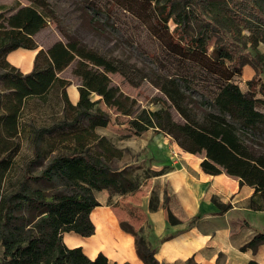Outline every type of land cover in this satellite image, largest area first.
Returning <instances> with one entry per match:
<instances>
[{
    "label": "trees",
    "instance_id": "trees-1",
    "mask_svg": "<svg viewBox=\"0 0 264 264\" xmlns=\"http://www.w3.org/2000/svg\"><path fill=\"white\" fill-rule=\"evenodd\" d=\"M27 1L26 6L15 2L8 16L0 15V152L11 150L10 140L20 134V114L28 99L55 90L64 115L33 132V157L11 193H3L1 187L11 162L0 159V264H112L102 253L91 259L81 247L69 248L63 242L66 233L93 235L90 213L101 207L95 192L108 190L121 200L145 195L140 190L143 184L123 180L105 165L116 152L95 133L111 124L105 110L128 118L122 124L127 136L152 129L183 152L200 155L203 173L225 174L239 187H250L248 208L264 212V53L259 50L264 45V0H124L119 5L144 25L158 46L156 54H149L148 80L163 96L156 100L154 111H138L134 99L110 85L108 74L118 73L137 86L132 65L109 59L65 32V42L37 51L29 73L10 65L7 55L17 49H37L34 36L53 19L45 0ZM114 7L115 3L109 10ZM89 9L92 14L86 24L95 30L99 12ZM72 63L71 74L80 81L75 105L66 93L70 82L59 77ZM245 65L254 75L242 91L235 79ZM93 95L97 99L92 100ZM85 119L87 124L81 125ZM66 129L69 137L64 135ZM66 142L74 146L60 151L57 146ZM91 144L97 145L94 153L86 147ZM41 164L39 174L33 175ZM217 206L221 212L230 207ZM168 222L179 223L169 210ZM120 227L128 232L123 222ZM132 229L137 257L143 264H159L144 238L136 235L139 230ZM260 245L264 230L240 250L256 252Z\"/></svg>",
    "mask_w": 264,
    "mask_h": 264
},
{
    "label": "rangeland",
    "instance_id": "rangeland-1",
    "mask_svg": "<svg viewBox=\"0 0 264 264\" xmlns=\"http://www.w3.org/2000/svg\"><path fill=\"white\" fill-rule=\"evenodd\" d=\"M45 1L53 19L50 20L44 29L40 30L34 36V41L37 45V49L35 50L47 49L56 41L65 42L62 32L74 35L86 46L97 50L107 58L122 60L132 65L134 68H131L130 73L132 78L138 83L137 86L129 84L118 73L108 74L111 80L110 85L117 87L123 94L134 99L138 111L141 109L154 111L158 108L156 100L162 99L163 96L148 80L151 76L152 67L149 54H156L158 52V46L155 39L149 34L140 21L119 8V5L123 4L124 0ZM15 2H18L21 6L28 5L27 0H0V15L4 17L8 16L10 13L8 9L12 7ZM113 3H115V7L111 12L109 6ZM87 7H95L99 12V22L95 30L90 29L86 24L89 18L88 15H90L89 13L91 12L90 9L89 12L86 10ZM259 50L264 53V45H260ZM15 54H11V56ZM74 66L75 63H72L59 74L60 78L70 82L66 87V93L69 101L73 105H75L77 101L74 102L70 98L68 90L74 86L77 90L80 84L79 79L71 74ZM247 67L252 69L251 66L245 65V67L242 68V75L235 79V83L242 91L247 90L246 82L252 79L254 75L253 69V71L250 69L252 72L245 71ZM15 68L19 70L20 73L27 69H23L22 66V71L17 67ZM95 99H97V96L93 95L92 100ZM102 109H104L103 106ZM105 111L110 113L111 124L107 129H95V133L97 136L106 138L116 151L111 153L110 159L105 161V165L112 170V172L120 174L121 179L135 182L139 186L143 184L140 190L144 192L145 195L142 196L141 193L138 194L139 196L121 200L119 194H112L108 190H102L100 192H95L94 196L101 207H107L109 209L119 226L120 222H123L124 227L128 230V232H124L132 236L133 240H135V237L132 235L134 232L132 227L136 229L139 227L141 228L146 221V215L137 205H140L141 199L147 195L148 190L152 186V180H148L145 184L144 182L152 176L166 172V168L160 167L164 160H175L179 158V160L184 162L182 156L185 152L181 151L169 137L157 134L152 129L143 133L141 136H127L123 131L124 126L122 124H125L128 118L118 115L113 109ZM171 113L173 119L179 121L178 115L173 110H171ZM63 115L60 95L55 90L43 97L30 98L25 102L20 114V134L16 139L10 140L12 143L11 150L0 152V159H9L11 162L10 168L6 172L1 185L3 193H11L16 189L18 182L25 172L26 165L33 157V132L38 128L47 127L56 123L61 120ZM86 124V119L81 120V125ZM65 133H68L64 134L66 137H69L71 134L69 129H66ZM52 138L55 137H46V139ZM15 144L18 146L14 151ZM73 146V143L66 142L64 144H59L57 147L60 151H66ZM86 147H88L92 153L98 150L95 144L87 145ZM187 157L194 162L199 160L201 162L202 158L200 155L191 156V154ZM46 163L47 160H44L43 165ZM41 167L42 164L35 167L33 175H38ZM164 185L165 184H155L154 188L156 193H158L160 187H164ZM167 199L166 197V202L168 201ZM217 202L218 200H215V204H217ZM218 204L220 203L218 202ZM221 205L227 206L230 204L221 203ZM248 221L254 227H258L264 222V217L257 213H252L248 217ZM129 225H132V227ZM64 235L65 234H63V240ZM136 235H138V232ZM138 238L137 236V240ZM1 254L2 250L0 248V256ZM110 263L114 264L113 262Z\"/></svg>",
    "mask_w": 264,
    "mask_h": 264
},
{
    "label": "crops",
    "instance_id": "crops-1",
    "mask_svg": "<svg viewBox=\"0 0 264 264\" xmlns=\"http://www.w3.org/2000/svg\"><path fill=\"white\" fill-rule=\"evenodd\" d=\"M15 53L19 54L17 56H30L25 71L9 61V56ZM36 53L37 50L17 49L10 52L6 60L27 74L33 68ZM188 155L184 153L182 156L184 162L179 158L164 160L160 167L166 168V172L151 177L152 186L137 205L146 215L138 235L153 250L154 258L159 264H249L250 261L264 264V245H260L256 252L240 250L257 232L264 230V222L254 227L248 221L252 213L264 217V212L248 208L253 190L247 186L239 187L236 179L225 174L211 176L203 173L199 167L200 160L194 162ZM155 184H165V191L161 186L156 193ZM213 200L230 204V207L221 212ZM151 206L155 207L154 210ZM168 210L179 221L178 224H169ZM196 216V222L189 225ZM106 258L114 264H134L130 259Z\"/></svg>",
    "mask_w": 264,
    "mask_h": 264
},
{
    "label": "bare ground",
    "instance_id": "bare-ground-1",
    "mask_svg": "<svg viewBox=\"0 0 264 264\" xmlns=\"http://www.w3.org/2000/svg\"><path fill=\"white\" fill-rule=\"evenodd\" d=\"M35 51L36 50H34V52ZM8 59L10 62L18 64L22 66L23 69H26L30 61V56H17V54H15ZM250 69V67H247L245 71L247 72ZM74 87H71L68 93L70 98L76 102L78 99V91ZM90 220L94 225L93 235L90 237H81L72 232L66 233L63 240L64 244L68 247L81 246L83 253L92 259L100 252L111 259H130L134 264H143L139 259L134 258L137 256L134 252L132 237L122 231L118 222L107 207L94 208L90 213Z\"/></svg>",
    "mask_w": 264,
    "mask_h": 264
}]
</instances>
